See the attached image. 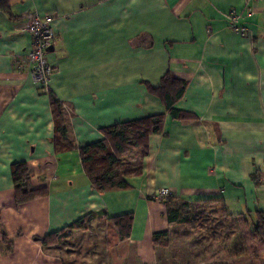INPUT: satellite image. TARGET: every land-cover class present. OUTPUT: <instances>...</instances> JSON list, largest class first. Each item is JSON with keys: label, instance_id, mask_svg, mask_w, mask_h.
I'll list each match as a JSON object with an SVG mask.
<instances>
[{"label": "crops", "instance_id": "crops-1", "mask_svg": "<svg viewBox=\"0 0 264 264\" xmlns=\"http://www.w3.org/2000/svg\"><path fill=\"white\" fill-rule=\"evenodd\" d=\"M231 12L247 34L229 27ZM35 15L53 17L49 89L68 106L61 113L70 150L57 151L50 93L23 66L32 46L23 29ZM168 70L187 82L175 108L197 118L168 115L129 187L98 191L80 148L102 140L106 127L164 113L148 84L157 87ZM17 162L46 195L16 202ZM164 187L184 215L213 211L229 227L234 220L250 229L264 213V0H11L0 9V264L225 259L218 242H200L186 224L169 221L165 201L153 197ZM127 214L130 235L122 239L113 218ZM64 230L72 237L44 243ZM166 231L169 245H156Z\"/></svg>", "mask_w": 264, "mask_h": 264}, {"label": "trees", "instance_id": "trees-1", "mask_svg": "<svg viewBox=\"0 0 264 264\" xmlns=\"http://www.w3.org/2000/svg\"><path fill=\"white\" fill-rule=\"evenodd\" d=\"M11 0H0V9L8 11ZM187 82L176 77L168 70L161 78L160 84L153 87L148 84V90L161 99L165 106V112L154 114L148 117L121 122L103 129L104 138L80 148L81 159L85 172L92 185L98 191H109L125 189L129 187L127 178L140 171L142 159L149 150V138L152 134L163 132L166 117L172 119H196L197 116L189 111L175 108L177 101L183 96ZM55 121V143L57 151L70 150L72 144L66 135V128L62 118V107L60 100L54 93L49 94ZM133 153L139 154L135 160L131 159ZM12 175L15 183L16 202L24 204L31 199L46 195L47 188L35 189L31 185V177L26 162H17L12 167ZM216 201V200H211ZM167 217L171 223H183L193 228L200 227L199 220L202 215H184L182 209L174 207L172 201H165ZM114 219L118 227L120 237L126 239L130 235L132 216L122 215ZM86 219L73 223L69 229L80 228ZM201 222V220H200ZM253 232L264 244V213L257 212V223ZM66 230L59 233L49 234L45 237L44 243L54 242L62 239ZM168 232H161L154 237L156 245H169L166 240ZM244 250H237L233 256H242Z\"/></svg>", "mask_w": 264, "mask_h": 264}, {"label": "built area", "instance_id": "built-area-1", "mask_svg": "<svg viewBox=\"0 0 264 264\" xmlns=\"http://www.w3.org/2000/svg\"><path fill=\"white\" fill-rule=\"evenodd\" d=\"M229 27L238 33L247 34L246 27L239 24L240 16L234 12L226 14ZM53 17L51 15L40 16L35 15L26 24L23 31L32 39V46L25 55L23 66H26L31 73L35 83L38 84L42 92L50 93V83L54 68L47 58V53L54 45L56 33L52 26ZM61 106L68 108L65 103ZM153 197L159 201H166L173 197V192L170 188L164 187L157 190Z\"/></svg>", "mask_w": 264, "mask_h": 264}, {"label": "rangeland", "instance_id": "rangeland-1", "mask_svg": "<svg viewBox=\"0 0 264 264\" xmlns=\"http://www.w3.org/2000/svg\"><path fill=\"white\" fill-rule=\"evenodd\" d=\"M208 207L209 208H207V210H218L216 207L211 205H209ZM187 210H191V209L187 208ZM214 215L215 213L213 211H209L205 214H202L200 219L201 222L200 220L198 221L200 227L193 228L190 225L189 226L187 225L189 230H192L191 236L193 238L199 236L200 242H202V240H204L205 242L216 241L218 242V245L222 247V251L219 253L220 255H223V257L226 258L219 260L217 259L211 260L209 264H234L231 262L232 260L237 261L236 264H240L242 260L244 261V264H264V244L262 240L260 239L259 242L262 243L263 249L262 252L260 253V256L256 258L255 253L258 252L259 249L258 247L260 246V243L258 242L256 243V245L255 244L251 245L252 238L250 237V235H248L250 233L252 235L254 226H251L250 229H247L245 227V230H243V228H241L239 225L234 226L235 225L234 220H230V222L227 223H231L233 225L229 227L224 222H219L217 219L218 217ZM222 226L224 229H221ZM236 227H240V228L235 229ZM216 234H220V235H216ZM214 236H216L218 240L214 238ZM70 237L72 236H70L69 231H67V233H65L63 238L60 240H65ZM218 237H220V239ZM239 249L244 250L245 253L242 256H233L232 254L237 252V250Z\"/></svg>", "mask_w": 264, "mask_h": 264}, {"label": "water", "instance_id": "water-1", "mask_svg": "<svg viewBox=\"0 0 264 264\" xmlns=\"http://www.w3.org/2000/svg\"><path fill=\"white\" fill-rule=\"evenodd\" d=\"M50 49H53V46Z\"/></svg>", "mask_w": 264, "mask_h": 264}]
</instances>
